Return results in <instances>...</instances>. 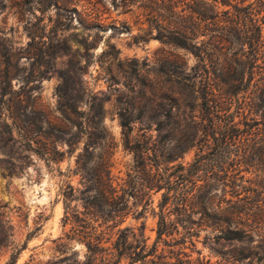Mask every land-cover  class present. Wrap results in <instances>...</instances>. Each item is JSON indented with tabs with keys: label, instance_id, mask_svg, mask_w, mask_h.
Here are the masks:
<instances>
[{
	"label": "rangeland",
	"instance_id": "1",
	"mask_svg": "<svg viewBox=\"0 0 264 264\" xmlns=\"http://www.w3.org/2000/svg\"><path fill=\"white\" fill-rule=\"evenodd\" d=\"M139 4L0 0V264H107L126 227L145 252L156 246L134 264H264V153L236 174L231 154L220 167L188 95L199 59L155 38V25L149 38ZM249 113L264 128V108ZM207 181L216 203L239 199L255 213L254 241L223 239L198 213L156 243L167 188ZM88 234L104 247L93 259Z\"/></svg>",
	"mask_w": 264,
	"mask_h": 264
},
{
	"label": "trees",
	"instance_id": "2",
	"mask_svg": "<svg viewBox=\"0 0 264 264\" xmlns=\"http://www.w3.org/2000/svg\"><path fill=\"white\" fill-rule=\"evenodd\" d=\"M246 1L121 0L124 7H131L139 2L138 7L147 10V20L152 25L146 31L149 38L154 35L155 25L158 28L155 38L186 49L199 59L198 68L187 78L188 95L190 101H199L198 123L202 130L218 141L214 150L217 160H213L220 163L224 155H233L231 167L236 170L234 174L242 171L239 167L248 164V159L264 153V128L257 126L260 121L249 113L252 108H264V15L263 18L259 16L264 12V0ZM228 53L231 57L222 62V57ZM122 125L124 128L129 126L126 117H123ZM232 146L234 150L229 151ZM207 161V157L200 154L194 165L202 170ZM220 167L228 170L224 162ZM83 179L89 183L90 178L83 176ZM209 181L203 185H193L191 189H179L177 186L167 188L159 204L156 243L163 235L169 236L177 232L179 226L185 228L184 224L195 223L192 217L198 213L202 220H212V226L218 231L219 237L228 241H254L257 225L252 222L251 217L255 213L251 212L247 204L240 203L239 199L223 200L225 206L222 201L216 203L210 195L214 185ZM231 187L240 193L241 185L236 180ZM89 188L87 186L85 190ZM256 207L262 209V205ZM172 215L175 217L171 218ZM129 230L130 227L120 230L114 244V256L117 259L107 260V264H117L124 255L130 258L129 264L152 255L156 246L145 252L146 243L142 247L134 231V241H130ZM84 236H88L85 238L88 239L86 244L90 252L89 258L93 259L104 247L100 245V241L93 242L90 234ZM17 257L13 254L12 263H16ZM150 263L159 264L153 260L146 262ZM163 264L192 262L181 259L179 263Z\"/></svg>",
	"mask_w": 264,
	"mask_h": 264
}]
</instances>
